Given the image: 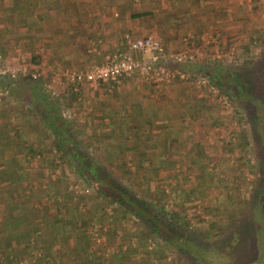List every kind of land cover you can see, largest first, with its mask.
I'll return each mask as SVG.
<instances>
[{
    "label": "rangeland",
    "instance_id": "rangeland-1",
    "mask_svg": "<svg viewBox=\"0 0 264 264\" xmlns=\"http://www.w3.org/2000/svg\"><path fill=\"white\" fill-rule=\"evenodd\" d=\"M238 2H241L242 15L234 19L236 22H233V25L222 31V37H216L209 30L215 22H207L205 28L197 33L196 31L191 32L193 37L202 34L200 37L197 36L196 42L192 44L193 48L198 51L190 50L183 43V37L189 32L174 34L172 37H159L167 54L174 50L177 51L179 45L183 44L179 50L189 51L193 56L195 54L197 56L191 58L192 61L179 62L176 69L168 68L167 70L170 66L168 65L169 60H166L167 64L164 63V65L167 66L165 67L167 74L160 73L152 76H162L168 81L176 80L177 84L183 87V103L184 107L188 108V114L176 116V118L171 116L172 123L167 127L170 131L167 135L170 143H166L169 145V150H167L169 156L164 157L165 160L162 159L164 162L156 166H149L145 162L141 164L145 170L151 171L152 179L146 181L147 184H141V182L136 184L133 178L129 181L139 195L145 196L154 203L162 201L165 209L171 210L174 218L181 220L180 230L182 227H188L186 237L182 236L180 230L166 229L167 233L174 231L177 240L178 237L188 238L187 247L178 249L175 245L172 246L160 238H152V234H146L143 224L128 214L123 216V209H114L106 199L97 194H91L87 182L75 171L68 156H64L61 160L59 152L57 153L51 147V141L45 136V131L38 128V114L34 113V110L16 95L22 106L14 110L17 113L9 114L3 108L0 110V130H5L0 132V141H14L11 142L15 147L12 150H16L17 160H22L24 156L21 155L25 153L30 158L26 157L23 162L15 165L13 162L11 164L1 163L5 170L15 167L12 174L15 172L16 177L15 174V178L10 176V171L7 174V170L0 172V223L3 224L2 217H7V221H11V226L13 224L11 229L6 226V231L0 239V264H58L54 262L56 260L53 255H48L50 251L45 254L43 249L47 243V249L51 248L50 239H59L55 237L57 236L55 229L49 228L50 239L48 238L46 242V240L41 241L39 236L35 237L33 229L28 226L32 233L24 236L26 238L20 244H13V229L15 227L18 229L16 224L19 223V219L13 220L14 217L8 211V206L12 201L14 203L16 198L27 206L25 208L28 212L24 220L31 221L32 224H39L38 221L41 219L53 223L52 217H55L58 221L56 223L63 224L60 232L66 234V230L70 229L71 225L76 227L75 221L80 219L84 223L80 230L90 234L87 238L88 244L85 242L87 247L91 250L90 246L97 247L92 255H97L94 259L96 258L98 263L101 259L100 255H135L134 258L137 260L134 262L122 258V263L117 264H241L240 258L248 256V253L251 255L253 242H256L254 228L258 225L256 223L258 213L251 218L252 221L250 219L253 232L249 231V234H242V232L243 225L249 219L255 189L261 180V170L258 171L254 163L257 161L258 169L261 168L258 161L262 160V165L264 164V146H258L256 143L257 137L264 143V138L261 137L264 134V120H262L264 103L259 104L254 100L259 96L264 99V85H261V82L264 83L262 73L264 68L261 69L264 62L260 61L259 64L256 62L264 47V0H238ZM206 50H209V54ZM12 52H7V57H3V61H0L6 69L5 73L0 74L1 77L14 75V78H18L29 72L36 73L35 77H44L42 86L59 103L60 111L67 116L71 127L78 134H86L90 129H94L96 124L93 119L100 117L95 113L100 112L102 107H99L97 102L91 101L92 87L85 83L78 85L77 89H73L72 86L73 97L69 95L67 88L70 82L66 79L65 72L84 68L75 65L61 67L60 63L59 68L54 69L48 61L33 63L31 55H39L34 49L26 51L20 49L15 53ZM215 53L217 55H214ZM207 56L209 58H205ZM33 64H38V66H33ZM242 66H250L251 73L240 85L238 80L235 82L233 78L235 72L233 68ZM210 71L224 76L223 85L219 83L216 87L217 85L215 86L212 81L214 78L209 80L206 77L210 75ZM187 73L192 77L185 79ZM176 74H178V80L172 79L171 77ZM201 76H204L206 81L204 84L197 82ZM1 77L0 90L3 88ZM119 82V79L110 81L109 85L103 82L101 85L104 86L99 85V88L101 87V91L103 88L108 91L109 87L112 90ZM11 95L2 94L1 101H6V99L8 101ZM3 105L4 102H1L0 107ZM174 106L178 108L182 105L179 100H176ZM176 111L177 109L174 112ZM259 111H263L261 117L258 116ZM100 113L102 114L100 122H108L109 120L104 117H108V114ZM107 122L102 123L103 126H98L97 132L101 135L102 144L104 145L110 138H113L115 142H120L122 139L117 135L121 127H109ZM183 123L186 124L185 128L182 127ZM252 123L255 124V129ZM110 128L114 129L113 133ZM121 135H123L122 132ZM44 138H46L45 141ZM84 140L87 141L86 138ZM108 142L106 148H109ZM91 147L96 156L113 160L114 163H120L121 159L132 158L127 152L119 155L112 154V149L104 150L101 143L95 140ZM100 147L104 151V156ZM165 149L162 148V151ZM28 150L30 154L33 152V155H30ZM4 152L12 156L9 148L5 147ZM45 158L58 165L54 166L50 174L43 172L42 175H37L39 172L36 170L37 163ZM55 175H58L60 179L58 185L61 184L64 188L58 189L53 197L54 195H49L46 185L48 178L53 179ZM157 187L159 191L154 193L153 190ZM23 188L24 192H22ZM9 190L15 193L21 192L13 199L12 192L10 196L7 195ZM25 195L26 200L23 199ZM110 206L112 208H109ZM51 207H55V210L53 213L48 211V214L47 210ZM65 208L70 209L74 214L65 213L64 215L62 210ZM36 218H38L37 221H35ZM24 220L23 218L20 220L22 226ZM93 226L98 231L99 242L93 239L91 232ZM19 230L20 233L23 231L22 228ZM111 234L112 241L119 239V244L109 241ZM242 239L250 243H244ZM61 247L64 248V243ZM106 260L111 264V257Z\"/></svg>",
    "mask_w": 264,
    "mask_h": 264
},
{
    "label": "crops",
    "instance_id": "crops-1",
    "mask_svg": "<svg viewBox=\"0 0 264 264\" xmlns=\"http://www.w3.org/2000/svg\"><path fill=\"white\" fill-rule=\"evenodd\" d=\"M144 11V14L133 15ZM242 12L241 2H238V0H0V54L3 61V57H7V52L13 51L12 53H15L20 49L25 51L34 49L39 54V63L48 61L54 69L59 68L60 63L61 67L75 65L85 69L90 64L101 61L108 53L107 51H114L124 46L123 34L125 32L132 33V36L150 33L158 38L172 37L174 34L185 32H189L188 34L192 36L191 32L195 33L194 31H196L197 33V31L204 29L207 22H215L209 30L216 37H222V31L233 25V22H236L234 19L240 17ZM201 35L200 33L196 36L200 37ZM182 45H179V49ZM186 45L185 47L190 50L198 51L193 48L191 42L188 46ZM179 49L171 52L182 51ZM206 51L209 54V50ZM144 54L146 55L148 52L145 51ZM210 56L212 57V55ZM194 57H197L196 54ZM205 58H209V56ZM161 63H165L164 58ZM34 65L38 66V64ZM8 77L14 78V75ZM1 78L5 79L4 77ZM120 78V82L112 90L110 87L107 88L108 91H105V88L101 91L99 85L103 87L104 85H101L103 82H107L105 84L109 85L110 81L84 82L93 89L91 101L93 103L97 102L99 107H102L100 112L108 114V117H104L109 121L105 122L111 127H121L119 133L122 132L124 136L120 134L119 138L122 140L115 142L113 138H110L108 141L111 143L107 141L109 148H113L112 152L115 149V153L118 155L122 152L125 153V151L127 154L134 151L138 152V156L142 157V162L146 164H149V162L157 163V154L162 159L167 158L169 156V152H167L169 145L166 143H170L167 137L170 131L167 130V127L172 123L171 116L176 118V116L188 114V108H185L183 103V87L177 84L176 80L168 81V79H163L162 76H144L138 71ZM2 94L7 95L3 89L0 90V103L4 102V105L0 107V110L3 108L10 114L22 107L14 94H10L11 97L8 101L7 99L1 101ZM176 100H179L181 107L174 108ZM176 109L177 111L174 112ZM100 112L95 113V115H100V117H97L99 120L102 115ZM84 113L88 112L84 111ZM97 118H94L93 121H97ZM185 126L186 124L182 127L185 128ZM134 129L137 133L144 131L148 136H155L156 138L141 140V143L137 142L135 144L131 140ZM156 133H160L159 136L155 135ZM126 137H128V142ZM157 139L162 140L158 141ZM11 142L14 141H0V163L7 162L11 164L13 162L15 165L18 162H23L26 157H30L25 153L21 155L24 156L22 160H17L16 150H12L14 145ZM123 142L127 143L123 144ZM152 146L158 149L157 154L151 152ZM5 147L11 150L12 156H8V152H4ZM147 147L149 150L145 151ZM162 148H166V152L165 150L162 152ZM140 151L143 152L140 154ZM130 156L132 159L136 157L135 154ZM144 156L146 157L144 158ZM14 169L13 167L7 168V174ZM6 170L0 168V172ZM11 192L14 195L13 199H15L17 194L15 191L9 190L7 195L10 196ZM8 207L14 221L21 220V218L25 219L28 212L26 208L20 207L16 202L11 203ZM30 207L32 206L30 205ZM48 211L53 213V207ZM62 213L64 215H66L65 213L74 214L66 208L62 210ZM106 214H109V212H106ZM52 220V229H55L57 235L55 237L59 239H50L49 234L51 233L48 232V223L45 220H39V224H32L31 221L26 222L24 220L23 226L21 223L16 224L18 229L15 227L12 237L13 244H20L26 238L24 236L33 232V235L35 237L39 236L41 241L46 240L47 242L48 238L50 239L49 246L51 248L47 249V243L45 247L43 246V249L45 254L50 251L48 255H53L56 260L54 262H58V264H109V261L106 260L108 257H111V264L122 263L123 260H132L133 262L137 260L134 258L135 255H100L101 259L98 263V260L94 259L97 255H88L87 257L85 250L75 245L78 235L82 232L88 234L80 230L84 225L80 219L76 220L75 218L76 221L73 219L76 227L71 225L70 229L66 230V234L60 232L63 224L56 223L57 218L55 217H52ZM25 225L33 231L31 232V229H27ZM21 228L23 231L20 233L19 229ZM24 228L26 229L24 230ZM89 228L88 226V230ZM84 230L87 231V229ZM65 235L69 237L67 241L64 239L66 238ZM111 237L113 238L112 234L109 235V241L116 244L120 243L119 239L112 241ZM75 239L76 241H74ZM62 242L64 243L63 249L61 247ZM85 242L88 244V240ZM90 248L92 250L97 249L93 246H90ZM87 260L92 261L89 263Z\"/></svg>",
    "mask_w": 264,
    "mask_h": 264
},
{
    "label": "trees",
    "instance_id": "trees-1",
    "mask_svg": "<svg viewBox=\"0 0 264 264\" xmlns=\"http://www.w3.org/2000/svg\"><path fill=\"white\" fill-rule=\"evenodd\" d=\"M144 13L145 11L143 13L137 12V13H134L133 15H140ZM186 37H187V41L184 40L183 43L189 45L190 42L192 44L196 42L195 38H197V36L193 37L188 34L186 35ZM163 58L166 64H167L166 60H169L168 65L170 67H167L163 63H161ZM1 60H2V57L0 58V61ZM31 61L33 63H37L39 61V56L31 55ZM189 61H192V59H189ZM260 61L264 62V47L261 51L259 59L256 62L259 64ZM179 62H184V61L183 60L174 61V59L171 58L170 56H163L157 60L156 66L157 67L159 66L167 67V70L168 68L176 69V67L180 64ZM242 67L233 68L235 69L233 78L235 82L238 80L240 85L241 83L245 81L244 78H246L251 73L249 71V69L251 68L250 66H247L244 68ZM263 68L264 66L261 67V69ZM262 73L264 74V69L262 70ZM123 76H126V74L121 75L120 77H123ZM190 77L192 76L188 75L187 73L185 74L184 78L188 79ZM206 77H208L209 80L210 79L212 80V77H213L214 79L212 81L215 86L219 83H221L222 85L224 83L223 81L224 76L220 75L219 73L215 71L213 72L210 71V75L209 76L206 75ZM171 78L178 80V74L174 75ZM43 80H44V77L38 76V77L32 78L30 75L24 74L18 78L17 77L12 78V77L7 76L1 82L3 86L2 89L5 91L7 95L14 94L15 96L16 95L20 96L22 101L25 102V104H28L32 108V110H34V112L38 114L39 116V120L37 121L39 125L38 128L43 129L45 131L46 133L45 136H47L48 140L51 141V144H52L51 147H53L54 151H57V153L59 152L61 160L63 159L64 156H68V158L72 161L75 171L78 173L79 176H81L87 182L88 187L91 189V194L94 193V195L97 194L101 196L102 198L106 199L108 203L113 205L114 209H118V208L123 209V212H124L122 213L123 216L128 214L132 216L134 219H136L137 221H139L141 224H143V227L146 230V234H152V238L154 239L160 238L163 241H167L172 246L175 245V247L178 249H180V247L182 248L187 247L186 244L189 241L188 238L183 239L182 237H178V240H177V236L175 235L174 231H172L171 233L166 232L167 228L177 230V231L180 230L181 220L174 218L172 211L166 210L162 201L161 202L156 201L155 203L152 201H149L147 198H145V196L139 195L135 191V188H133L130 185L129 181L131 180V178H133L134 181H136V184L140 182L141 184H147L146 181L152 179L151 171L148 172L147 170L144 169L143 166H141V164L143 163L142 162L143 159L142 157L138 156L139 153L135 151H134L135 153L134 152L128 153L129 155L135 154L136 158H133V159L129 158L128 160H124V161H122L121 159L120 163H114L113 160H109L107 158L96 156L91 147L93 145L94 140L98 141L99 144L101 143L102 148H105L104 150L113 149V148H106L107 142L104 143V145L102 144V141L100 138L101 135L99 132H97L99 130L98 126L101 125L102 123L104 124L105 122L103 121L100 122L101 120L94 121V124H96L94 129H90L89 133H86V134H78L71 127V124L67 116L64 115L62 111H60L59 103L56 102L55 98L51 97L50 94L45 91V88L42 86ZM261 85H264V83L262 84L261 82ZM72 86L73 84L69 83L67 85V88H68L69 95L73 97L74 91H72ZM216 87H218V85ZM221 91L223 90L221 89ZM254 100H256V102H258L259 104L260 102L264 103V99L260 98V96L255 98ZM253 107L255 109L257 108V106H253ZM262 107H264V104ZM192 113L193 112H191V114ZM262 115H263V111H259L258 116L261 117ZM262 120H264V118ZM252 126L255 129V124H253ZM109 127L111 126L109 125ZM110 130H112L111 133H113V129L110 128ZM120 134L121 133H119V135L116 134L117 137H119ZM159 134L160 133H156L155 135L159 136ZM261 137L264 138V134H262ZM85 138L87 139V141L84 140ZM126 138L128 142L129 141L128 137ZM131 138H132L131 140H133L132 142H135L136 144V142L141 143V140L144 141V140H148L151 138L154 139L156 137L155 136L150 137L144 131L142 133H137L136 130L134 129L133 137ZM43 140L45 141L46 138H44ZM160 140L162 139H159L158 141ZM126 143L123 142V144H126ZM154 143H156V141H154ZM256 143L258 146L260 145L264 146V143L261 142V139L259 137L256 138ZM155 148H156L155 146H152L151 152H154L157 154L156 151L158 149H155ZM146 150H149V148L148 147L145 148V151ZM120 151H122V149H120ZM143 151H140V154ZM27 152L29 153V150ZM103 152L104 151L102 149V154L104 156ZM112 154H115V149L112 152ZM30 155H33V152ZM29 160L30 159H28V161ZM46 160L47 159L45 158L43 160H39V162L37 163L36 170L39 171L37 175H42L43 172L45 173L47 172L50 174L54 166L58 165L54 163L52 160H47V161ZM156 162L157 163L149 162V164L147 165L156 166L158 163L161 164L162 162H164L162 160V157H159L158 154L156 157ZM258 162L259 164H261V168L258 169L257 161H255L254 165L258 171L261 170V173H260L261 180L258 182L257 189H255L256 193L254 195L255 196V198L253 199L254 201H252V204L250 205L251 210L249 211V219H247V223L243 225V232H242V234H245V233L249 234V231L250 233L253 232L251 230L250 219L254 217L255 213H256L255 216L258 213L259 215H258V218L256 219V223L258 225L256 226V228H254V236H256V242L255 241L253 242L254 247H252L253 251L251 255H249L248 253V256L242 257L244 258L243 260H241L242 258L239 259L241 264L242 263L243 264H264V231H263L264 230V227H263L264 226L263 224L264 223V164L262 165V160ZM128 167L129 168L131 167V169H129ZM0 168L3 169V166L1 163H0ZM238 173H240V169H238ZM14 174L16 177L15 172L13 174L11 172L9 175L15 178ZM49 174H47V176ZM59 181L60 179L58 175L57 176L55 175V178L53 179L48 178L46 186L49 189V195L51 194L52 196L54 195L53 197H55L57 190L64 188L63 186H61V184L58 185ZM23 187H25V185ZM24 191L25 189L23 188L22 192ZM153 191L154 193L155 192L157 193L159 191L158 187L157 189L155 188ZM20 192H17V194H19ZM23 197H24L23 199L26 200V195ZM15 202L20 207L25 208L23 203L17 200V198L15 199L14 203ZM109 208H112V207L110 206ZM53 210H55V207H53ZM2 218H3V224L1 225L0 223V239L3 237L4 232L6 231V226L9 227V229L13 227V224L11 226V221L10 220L7 221V217H2ZM20 222L21 221L19 220V223ZM47 223H48V229L52 228L53 226L52 221L50 223L49 222ZM14 230L15 229H13V231ZM180 231H182V236L186 237V232L189 231V229L188 227H182ZM82 235L81 234L78 235L79 236L78 239L76 238L77 241L76 239L74 240L76 241L75 245H77L79 248L82 247L85 250V255H87L88 257V255H92L94 253V251L90 250L86 246V243H85V238L87 240V238H89L88 235L90 234H84L82 232ZM68 238L69 237H66L64 239H66L67 241ZM244 239L248 240L246 237H244ZM245 240H243L244 243H250ZM153 244H156V243H153ZM91 261L92 260H87V262L89 263H91Z\"/></svg>",
    "mask_w": 264,
    "mask_h": 264
},
{
    "label": "built area",
    "instance_id": "built-area-1",
    "mask_svg": "<svg viewBox=\"0 0 264 264\" xmlns=\"http://www.w3.org/2000/svg\"><path fill=\"white\" fill-rule=\"evenodd\" d=\"M123 39L125 45L106 53L101 61L92 63L83 70L77 69L65 72L66 79L73 84V89H77L78 85H82L84 82L116 81L121 75H128L134 71H138L144 76H157L160 73L166 75L167 71L164 66H154L160 57L170 56L178 61H189L193 58V55L185 50L167 54L160 39L150 33L132 36L130 33L125 32ZM184 40L187 41L186 36L183 37ZM145 51L148 54L145 55ZM214 55H217V53ZM5 70L3 64L0 63V74L5 73ZM22 71L24 72V68ZM27 74L32 78L36 75L33 72ZM197 82L204 84L206 82L204 76L198 78ZM91 232L93 239L99 242L100 237L95 226L92 227Z\"/></svg>",
    "mask_w": 264,
    "mask_h": 264
}]
</instances>
